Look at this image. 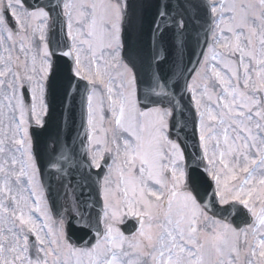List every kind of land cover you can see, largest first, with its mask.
<instances>
[{
  "label": "snow or ice",
  "instance_id": "snow-or-ice-1",
  "mask_svg": "<svg viewBox=\"0 0 264 264\" xmlns=\"http://www.w3.org/2000/svg\"><path fill=\"white\" fill-rule=\"evenodd\" d=\"M0 264H264V0H0Z\"/></svg>",
  "mask_w": 264,
  "mask_h": 264
},
{
  "label": "water",
  "instance_id": "water-1",
  "mask_svg": "<svg viewBox=\"0 0 264 264\" xmlns=\"http://www.w3.org/2000/svg\"><path fill=\"white\" fill-rule=\"evenodd\" d=\"M58 111H59V98L57 97L55 101V105H54V112H53L54 118H53V121L50 123L49 132H53L55 130V115ZM46 135L47 133H45V136ZM45 136L39 137V140L42 142ZM69 231L72 234L73 239H79L80 236L82 235V233L78 229H76L75 226H70Z\"/></svg>",
  "mask_w": 264,
  "mask_h": 264
}]
</instances>
